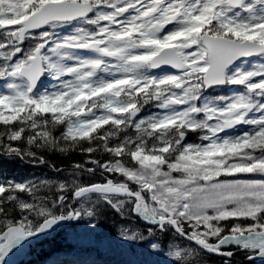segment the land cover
Wrapping results in <instances>:
<instances>
[{
    "label": "snow or ice",
    "instance_id": "obj_1",
    "mask_svg": "<svg viewBox=\"0 0 264 264\" xmlns=\"http://www.w3.org/2000/svg\"><path fill=\"white\" fill-rule=\"evenodd\" d=\"M0 126L8 160L84 158L0 179V264L105 205L189 242L166 264L264 261V0H0Z\"/></svg>",
    "mask_w": 264,
    "mask_h": 264
},
{
    "label": "rangeland",
    "instance_id": "obj_2",
    "mask_svg": "<svg viewBox=\"0 0 264 264\" xmlns=\"http://www.w3.org/2000/svg\"><path fill=\"white\" fill-rule=\"evenodd\" d=\"M58 31L63 34V30ZM47 82L48 81L45 80V83ZM237 87L239 86H233L231 89H225L222 92L217 91L213 93V95L230 94V92L235 91ZM150 111H153V109L146 108L141 115H147ZM196 143H199V141ZM69 178L71 179V177ZM130 207V205H126L124 210L128 218L134 214L128 210ZM71 223L72 225L63 229H58L51 234L50 238L55 236L54 239L60 242L62 250L55 251L53 254L51 253L52 256L48 264H166L168 260L166 255H162L151 248V243L157 242L154 237L147 236L149 225L145 222L141 224L142 226L136 224L132 225L130 222H126L124 226L117 229L116 234L112 237L106 236V232L101 229V225L98 224L96 218L91 221L81 220ZM91 224H95L96 227L93 229ZM138 228L142 230L139 231ZM123 230H127L130 233H143L146 239L134 242L124 241L121 238V232ZM56 233L58 234L56 235ZM67 245L68 247H66ZM128 245H131V247ZM178 245L187 247L182 242H178ZM166 247L168 248L169 246L167 245ZM161 248L164 249L165 252L167 251L166 248L162 246ZM27 250L26 247L17 258L11 256L9 264L21 263L27 254ZM247 264H253V262L249 261ZM255 264H264V261L257 260Z\"/></svg>",
    "mask_w": 264,
    "mask_h": 264
},
{
    "label": "trees",
    "instance_id": "obj_3",
    "mask_svg": "<svg viewBox=\"0 0 264 264\" xmlns=\"http://www.w3.org/2000/svg\"><path fill=\"white\" fill-rule=\"evenodd\" d=\"M188 139L189 142L192 143H196L198 140L195 134H190ZM43 155L48 162L45 165L33 164L27 160L23 162L20 160H8L0 156V179H31L36 182H39L42 179L70 180L69 177L71 176L69 175V172L71 171V165L76 162H83L84 159L79 153H71L70 155L65 156L59 152H45ZM54 168L62 169L63 171L57 172ZM80 179L84 182H99L101 178L99 176L91 178L83 176ZM98 216L99 223L110 235L114 233V230L117 229V227L123 226L126 222L139 226H142L141 224L144 223L135 215L128 218L124 212L121 214L107 205L105 206V209L99 212ZM154 238L163 247L167 245L170 247L175 244V242H182L184 245L189 246L188 241L179 238L171 231L166 234L158 232ZM229 250L234 252V256L231 258V264H247L249 262L246 258V254L242 250L236 248H231ZM40 254H43V250H40ZM40 258L41 257H38V259L34 260L35 263L27 264H45L46 257ZM225 259V257L213 254H207L203 257L204 264H224Z\"/></svg>",
    "mask_w": 264,
    "mask_h": 264
},
{
    "label": "water",
    "instance_id": "obj_4",
    "mask_svg": "<svg viewBox=\"0 0 264 264\" xmlns=\"http://www.w3.org/2000/svg\"><path fill=\"white\" fill-rule=\"evenodd\" d=\"M22 251V250H21ZM21 251H18L15 253L16 256H18L20 254Z\"/></svg>",
    "mask_w": 264,
    "mask_h": 264
},
{
    "label": "bare ground",
    "instance_id": "obj_5",
    "mask_svg": "<svg viewBox=\"0 0 264 264\" xmlns=\"http://www.w3.org/2000/svg\"><path fill=\"white\" fill-rule=\"evenodd\" d=\"M142 230V229H139V231Z\"/></svg>",
    "mask_w": 264,
    "mask_h": 264
}]
</instances>
